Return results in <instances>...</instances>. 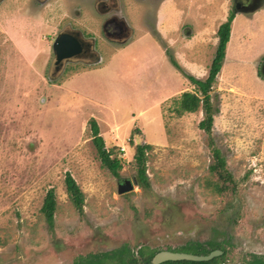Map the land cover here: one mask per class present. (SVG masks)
Wrapping results in <instances>:
<instances>
[{"label": "rangeland", "instance_id": "rangeland-1", "mask_svg": "<svg viewBox=\"0 0 264 264\" xmlns=\"http://www.w3.org/2000/svg\"><path fill=\"white\" fill-rule=\"evenodd\" d=\"M93 1L69 0L66 10L60 0L47 6L0 2V264H77L123 249L124 260L146 250L205 256L217 247L226 251L224 264L264 257V31L258 23L264 12L248 16L252 24L246 27L243 19L232 24L241 28L238 35L232 31L224 72L211 92L219 113L209 137L199 128L202 110L179 115L175 101L181 94L165 100L183 86L195 91L168 55L175 53V40L188 39L189 28L202 30L209 12H216L214 25L233 13L232 1L205 0L211 11H201L189 8L194 0H183L182 9L160 14L159 3L121 0L126 9L146 7L143 24L165 61L137 34L127 12L133 31L127 44L103 40ZM79 4L82 17L75 20L70 13ZM67 21L93 32L104 60H72L55 72L52 45ZM204 53L195 67L209 68L214 49L207 63ZM92 122L111 158L121 162L119 177L102 164ZM211 139L235 182L223 194L210 171ZM140 144L150 146L149 188L138 179L134 157ZM67 174L83 193L81 213L67 193ZM124 181L133 191L120 195ZM51 190L52 227L42 213Z\"/></svg>", "mask_w": 264, "mask_h": 264}, {"label": "trees", "instance_id": "trees-1", "mask_svg": "<svg viewBox=\"0 0 264 264\" xmlns=\"http://www.w3.org/2000/svg\"><path fill=\"white\" fill-rule=\"evenodd\" d=\"M235 18V13H231L228 16L227 21L219 27L217 32L218 36V45L216 49L215 56L213 58L212 64L210 66V70L208 73V77L205 80H198L193 76H190L184 73L181 67L177 64L174 57L170 54L168 58L170 63L180 71L184 77L190 82L192 86L195 87L194 92H183L180 97L175 101L177 107L175 108L176 112L179 115H184L186 113L193 114L200 110H202L204 114V119L199 123V128L204 131L209 137L212 135V129L214 125V118L219 113V109L216 108L212 102L211 92L214 84L217 81V77L220 74L225 57H226V49L227 45L230 41L231 37V27ZM261 78H263L260 75ZM92 133L94 135L93 142L97 149L98 155L102 161V164L112 173L114 177H119V172L122 170L121 162L114 158H111V154L108 153L105 149V144L103 139L99 136V129L95 122H92ZM211 146L213 147V157L214 164L210 167V171L212 174L218 177L219 183L221 185H216V190L219 194H223L228 190L234 189V180L232 175L227 171L226 161L221 151L215 147L213 140L211 139ZM150 149L148 145H137L136 153H135V162L138 167V179L142 182L145 187L149 188L150 185L148 183L146 177V151ZM65 186L67 193L70 197V200L76 210L78 212H83V193L81 192L79 186L76 184L75 180L67 174L65 177ZM56 211V198L53 190L47 193V196L44 200L42 213L45 215L47 223L50 227L53 226L54 222V214ZM199 245L197 246V248ZM220 251H222V255L214 258L209 262H166L163 264H224L226 251L223 248L217 247ZM209 250L205 253V256L211 254L216 251ZM126 250H122L115 255L106 254L100 257H94L87 261H81L77 264H152V260L155 257L156 252L147 251L142 253L141 258L135 257V255H130L127 260L122 259ZM247 264H264V257H260L258 255H252L251 260L248 261Z\"/></svg>", "mask_w": 264, "mask_h": 264}, {"label": "crops", "instance_id": "crops-1", "mask_svg": "<svg viewBox=\"0 0 264 264\" xmlns=\"http://www.w3.org/2000/svg\"><path fill=\"white\" fill-rule=\"evenodd\" d=\"M130 2H131V0L129 1V3ZM183 2H184L183 0H170V2L168 0H161L159 2V4H158V9H157L159 12L158 11L157 12L161 14L164 10H172V8L173 9L176 8V10L182 9V6H184ZM204 3H205V0H194L193 4L189 8L192 10V9H194L196 7L197 9H199L201 11L210 10V9H208L210 7V5H208V4L204 5ZM122 8L124 10V15H125V12H127V13H129V15H131L132 18L135 19L134 20V23H135L134 27L137 29V34L138 33H143L142 37H144V41L148 42V44H154L160 50L159 54L161 55V57H163V60L165 61L166 58H167V55L163 51H161V49L159 47L160 46L159 42L154 40L151 37V34H149V32H147V29L145 28V26L143 24L144 12L146 10V7L144 9V8L136 7L135 5L130 4V6H128L127 9L125 8V5H123V7H121V5H120L119 9L122 10ZM263 12H264V10H261L260 12L256 13L254 16H256V15H258L260 13H263ZM209 13L206 15V19H205V20H208V21H206V25L202 28V30H194V29H190L189 28V32L187 33L189 35L188 39H186L185 41H179V39H178V41L175 40L174 41L175 45L173 43V47H172L175 50V53L173 55L174 59L177 62V64L181 67L182 71L184 73L190 75V76L195 77L198 80H205L208 77L210 66L212 64L213 58H214L215 53H216L217 45H218L217 32L219 30V27L227 21L228 16H229V15H225L224 17H222V19H220L221 20L220 22H218V23H216V25H214L215 24L214 23L215 20H217L216 17H214L215 16L214 14L216 12H212L210 16H209ZM203 14H205V12H202L199 15H198V13H195L194 15H195V17H197V15L201 16ZM188 15H191V14H188ZM171 16H172L171 20L173 21V17L175 15L171 14ZM176 17H179V14H177ZM136 18H140V20H141V24H142V28H143L142 31L138 27V22L136 21ZM241 19H243L244 22L247 23V24H245ZM125 20L127 22V19H125ZM205 20H203V21H205ZM240 20L243 22L245 27L247 25H249V24H252V22H250V21H252V19L250 20L248 18V16L242 15V14H237L235 16L234 21H233L232 24H235L237 21H240ZM258 23L261 26L260 30L264 31V18L263 19H259ZM177 24H179V23H177ZM232 31H233V29L231 27V37H230V41H229V43L227 45L225 59L227 58V55L229 53V48L231 46ZM130 45H132V42L129 45H127L124 49H126ZM210 47H211V49H209ZM201 49L205 50L204 61L206 63H207V60L212 58L211 54L213 53V49H214L215 53H214V56L212 58L211 64H209V68H207L208 66L205 67L207 64H204L202 66H197V67H195L194 64H193L195 62L196 58H197L196 56L201 53ZM186 52H191V57H189L186 54ZM164 54H165V56H164ZM102 60H104V59L101 57L100 61H102ZM224 63H225V61H224ZM224 66H225V64H223L222 71L224 69ZM184 67H187L190 71L189 72L186 71L187 69H185ZM175 70L178 72V70L176 68H175ZM177 75H179V74L177 73ZM182 78H183L182 82H185L184 85L187 84V82L189 83V81L184 76H182ZM185 79L187 80V82L185 81ZM182 89H183L182 91L177 92L175 94H172L171 96H169L165 100H170V98H172L174 96H177L179 94H182L187 88L185 89L184 86H183Z\"/></svg>", "mask_w": 264, "mask_h": 264}, {"label": "flooded vegetation", "instance_id": "flooded-vegetation-1", "mask_svg": "<svg viewBox=\"0 0 264 264\" xmlns=\"http://www.w3.org/2000/svg\"><path fill=\"white\" fill-rule=\"evenodd\" d=\"M58 0H33L34 4L38 6H47L51 3H57ZM80 1V0H78ZM141 2H155L159 3L161 0H139ZM233 5V13L235 16L237 14H242L246 16H254L256 13L264 10V0H231ZM2 2V0L0 1ZM62 7L67 8V3L69 0H60ZM82 4V3H81ZM123 7L121 0H94L93 10L101 19V24L99 27L100 37L108 43L111 44H124L133 36V31L127 24L124 18V10L119 9V6ZM80 4L73 9L72 15L75 20L82 17ZM157 25V21L155 23ZM66 34L74 37L81 44L82 51L75 58L67 61L66 63L75 61H86L90 59H95V62L101 57L97 52L98 39L93 34L86 30H82L74 23L66 22L61 31L57 34L54 41L59 35ZM53 41V43H54ZM126 43V44H125ZM53 46V45H52ZM65 63V64H66ZM264 69V66L261 67Z\"/></svg>", "mask_w": 264, "mask_h": 264}, {"label": "water", "instance_id": "water-1", "mask_svg": "<svg viewBox=\"0 0 264 264\" xmlns=\"http://www.w3.org/2000/svg\"><path fill=\"white\" fill-rule=\"evenodd\" d=\"M1 1V0H0ZM3 1V0H2ZM82 51L81 44L74 37L66 34L59 35L53 43V52L55 56V72H60L64 64L75 58ZM100 62V58L96 63ZM264 64L261 66L263 67ZM260 75L264 77V69H260ZM133 191V185L130 181H124L119 185L118 193L120 195ZM222 252L214 251L207 256H196L187 254H177L170 252H161L155 255L152 264H163L166 262H209L216 257L221 256Z\"/></svg>", "mask_w": 264, "mask_h": 264}, {"label": "bare ground", "instance_id": "bare-ground-1", "mask_svg": "<svg viewBox=\"0 0 264 264\" xmlns=\"http://www.w3.org/2000/svg\"><path fill=\"white\" fill-rule=\"evenodd\" d=\"M238 22V21H237ZM240 23V22H239ZM239 28H241V25H236L234 28H233V34L236 35L238 33V30ZM238 35V34H237ZM238 40V39H237ZM230 52V51H229ZM230 54V53H229ZM228 54V55H229ZM231 55H232V52H231ZM233 56V55H232ZM231 57V56H230ZM227 64V63H226ZM227 69V68H226ZM226 69H225V72H226ZM224 72V71H223ZM223 78V77H222Z\"/></svg>", "mask_w": 264, "mask_h": 264}]
</instances>
